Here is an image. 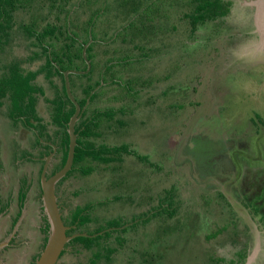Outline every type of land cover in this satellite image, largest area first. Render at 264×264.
I'll return each instance as SVG.
<instances>
[{
	"label": "rangeland",
	"instance_id": "1",
	"mask_svg": "<svg viewBox=\"0 0 264 264\" xmlns=\"http://www.w3.org/2000/svg\"><path fill=\"white\" fill-rule=\"evenodd\" d=\"M230 1L224 22L194 36L182 19L188 0H77L76 16L69 17L71 31L89 26L91 41L108 42L94 46L101 63L108 51H113L108 62L125 63L113 69L117 86L98 93L94 108L117 113L112 128L104 124L94 142L126 145L135 155L109 165L84 163L93 171L75 172L57 199L66 224L71 209L92 206L89 222L79 227L83 235L105 231L113 221L126 223L123 234L109 239L118 248L111 264H212L213 257L230 258L244 226L250 237L244 264H264V213L255 215L254 199L264 187V29L257 25L254 4L260 0ZM28 11L18 12L17 21L36 27L35 13L26 21ZM36 143L27 139L33 148ZM34 151H20L19 157L34 160L39 155ZM27 183H20L26 191ZM170 189L173 217L162 216L164 210L145 223ZM73 192H79L76 198ZM32 195L36 200L24 212L16 251L2 264H32L41 252L40 199ZM71 247L66 243L57 264H90L91 252Z\"/></svg>",
	"mask_w": 264,
	"mask_h": 264
},
{
	"label": "trees",
	"instance_id": "2",
	"mask_svg": "<svg viewBox=\"0 0 264 264\" xmlns=\"http://www.w3.org/2000/svg\"><path fill=\"white\" fill-rule=\"evenodd\" d=\"M76 2L77 0H0V112L3 113L4 111L3 114L14 126L21 123L30 125L37 133L35 145L41 147L37 156V161L40 162L39 187L40 174L44 165L43 159L53 152L54 147L56 151L51 158L46 178L48 179L60 171L66 163L70 143L68 123L75 113V106L66 93L64 72L70 70L79 72V74H69L68 81L73 98L84 110L75 124L77 139L73 165L66 176L56 184L55 193L57 196L61 192L64 181L75 172H80L85 176L93 171L91 167L84 168V163L94 162L109 165L114 162H122L124 155H135V152L126 145L111 147L104 144L97 145L94 142L95 139L101 137L104 124H108L105 128H112L109 123L112 124V117L117 111L112 109L99 110L98 107H92L99 99L100 91L107 89L111 84L117 86L113 81L115 75L113 69L116 66L124 68L125 63L106 61L102 67L104 69L99 68L94 63V46L103 45V43L99 40L91 41L87 30L89 26L86 28L72 26V31L76 34L72 33L69 17L70 15L72 17V14L76 16V11H74L77 6ZM184 5L189 7V10L183 14L182 19L187 21L190 36H194L208 24L224 22L231 14L233 2L230 0H188ZM27 10H29L27 12L29 14L26 21L31 13H35L34 16L36 17L33 19L36 27L33 24L26 25L24 21H17V13ZM89 21L91 23L92 18ZM44 23L45 25H43ZM101 30L103 29L101 28ZM101 38V36L96 35V39ZM18 40L27 42L25 48L30 53L27 58L14 55V47L17 46L15 41ZM84 48L85 54L83 56ZM86 60L90 63L89 71H87ZM33 62H40L35 71H29L22 67L26 63L32 64ZM99 65L102 66L101 63ZM41 75L48 84L51 95H47L44 86L38 82L37 79ZM118 87L121 89L123 86L119 85ZM99 92L100 94H98ZM40 100H43L47 105L50 118L48 123L52 127L51 130L48 129V124L38 114ZM41 141H46V145ZM136 156L141 160L145 158L137 154ZM22 188L18 196L21 208L27 195L26 189ZM78 194L79 192H75L73 196H78ZM40 197L41 191L39 189L38 198ZM164 199L165 202L168 199L171 203L166 205L163 202L159 205L157 212H153L149 217L144 216L146 218L145 223H148L152 217H158L164 210L166 212L162 216L169 219L173 217L175 214L172 206L173 189L165 192ZM65 205L68 204L65 203ZM91 210V205L85 208L76 206L71 209L67 218L68 225L75 227L67 231V236L76 233L84 234L79 227L89 222ZM42 219V231L45 235L44 248L50 234V224L46 215ZM62 221L65 224L63 217ZM118 221L108 223L105 231L100 228L86 234L87 236H77L71 239L68 245L74 246L75 253L78 252V248L91 252L90 264L101 262L111 264V259L118 248L109 246V239L116 233L123 234L125 229L120 228L126 224L123 221ZM76 223L78 226L75 225ZM132 225L135 223L133 222ZM247 231V226H244L240 235L242 240L233 239L232 247H235L230 252V258L227 256L213 257L211 259L212 264H244L248 257V241L250 240L246 234ZM100 232L103 233L99 235ZM216 235L214 233L210 237ZM115 239L119 247H122L123 240L120 235H117Z\"/></svg>",
	"mask_w": 264,
	"mask_h": 264
},
{
	"label": "crops",
	"instance_id": "3",
	"mask_svg": "<svg viewBox=\"0 0 264 264\" xmlns=\"http://www.w3.org/2000/svg\"><path fill=\"white\" fill-rule=\"evenodd\" d=\"M258 2L254 4L258 8L257 25L259 27L258 19H259L260 7L258 5ZM259 29L262 31L261 27H259ZM109 41L110 43H112L111 40ZM15 43H17V46L14 47V55H17L18 57H21V58H24V57L27 58L30 55V53L25 48L27 45V42L18 40V41H15ZM99 46H108V42L106 43L104 42L103 45H99ZM112 52L113 51H108V57L107 59H105V61H108L109 56H111ZM93 53H94V63H96L99 66V68H102L104 63L100 62L102 59L99 56L98 49L97 50L93 49ZM99 63H101L102 66H100ZM39 65H40V62H33L32 64L26 63L22 67L24 69H28L29 71H35L39 67ZM37 80L40 84L44 86L45 93L47 94L48 90L46 89V86H48V84L44 81L43 76L42 75L39 76ZM96 101L97 102L94 103V105L98 104L100 100L98 99ZM92 108H94V106ZM3 113L0 112V119L1 121L4 122L3 123L4 126L0 125V211H1L0 225H3V226L12 225L13 222H11V219L13 218L14 220H16L17 217L20 216L17 223H15L16 225L15 231L18 226L17 228V233H18L17 237H18L20 235V232H19L20 227L24 228V224H25L24 223L25 220L23 218L24 212H26L25 210L28 207L32 206V204H30L32 203L31 200L33 201L36 200L35 196H33L32 194L36 192V196L37 195L39 196L38 171L40 169L39 161L35 162L38 159L37 157L38 155L34 156V160L33 159L29 160L28 156L26 159L24 158L21 159L19 157V152L20 151L33 152L35 150L34 152H37L39 154L41 147L38 146L39 148H35L36 147L35 145V147L33 148L32 146H30V144H27L28 138L32 139V141H35V139H37L36 137L37 133L30 125H24L21 123V124H18L17 126H14L13 123ZM38 114L41 118L44 119L45 123L48 124V129L51 130L52 127L48 123L50 121L49 120L50 118L47 112V105L43 100H40V104L38 107ZM15 141L17 143H15ZM41 142L46 145V141H41ZM31 157H33V155ZM32 167L34 168L38 167L37 172H35V170H33ZM24 168H28L31 170H25ZM35 175H37V178L34 180ZM27 179L29 181V183H27V187H28L27 195H26V199L24 200L22 204V208H21L19 205V199H18V194L22 187L20 186V183L23 180L26 181ZM73 193L71 194L73 195ZM76 197L77 196H75V198ZM37 200H39V198ZM37 205H38V209L41 210L42 208L41 201H40V204L39 202H37ZM0 235L4 236V234H1V231H0ZM13 252L14 251L11 252L12 255H13Z\"/></svg>",
	"mask_w": 264,
	"mask_h": 264
},
{
	"label": "water",
	"instance_id": "4",
	"mask_svg": "<svg viewBox=\"0 0 264 264\" xmlns=\"http://www.w3.org/2000/svg\"><path fill=\"white\" fill-rule=\"evenodd\" d=\"M86 48V47H85ZM85 48L83 50V56L85 54ZM87 71L90 69V63L86 60ZM71 73L79 74V72L75 71H66L64 72V80H65V88L66 93L70 101L75 106V113L71 117L68 123V134H69V149L67 160L63 168L55 173L50 178H46V171L49 165V162L54 155L56 149L53 148V152L45 158L44 166L41 172V190H42V203L44 212L47 216L48 222L50 224V234L48 241L45 245L43 252L40 254V257L35 262V264H56L61 256V253L65 249L66 243H68L71 239L77 236H87L83 234H77L73 236H67L68 228L64 225L62 221V215L60 213V207L57 202L58 197L55 194L56 184L66 176V174L71 170L74 160L75 147H76V139L77 135L75 134V124L79 120L81 113L84 108L81 109L77 101L73 98L68 81V75Z\"/></svg>",
	"mask_w": 264,
	"mask_h": 264
},
{
	"label": "flooded vegetation",
	"instance_id": "5",
	"mask_svg": "<svg viewBox=\"0 0 264 264\" xmlns=\"http://www.w3.org/2000/svg\"><path fill=\"white\" fill-rule=\"evenodd\" d=\"M216 159V158H215ZM44 160H45V158H44ZM51 161V160H50ZM213 161H215V160H213ZM213 161H209V162H213ZM226 163H227V161H226ZM227 165V164H226ZM44 166V165H43ZM49 166H50V163H49V165H48V167H47V171H48V169H49ZM43 169V168H42ZM47 171H46V173H47ZM42 172V171H41ZM40 178H41V174H40ZM38 187H39V184H38ZM40 191H41V196H42V190H41V183H40ZM261 193L259 194V195H256L255 197H254V199H257L258 200V206H257V208H256V212H255V215H258V213H259V211L261 210V211H263V213H264V187L262 188V190L260 191ZM56 194V193H55ZM236 195V194H235ZM18 196H19V194H18ZM57 196V195H56ZM58 197V196H57ZM239 197L240 198H243L242 196H240L239 195ZM258 197V198H257ZM40 199V201H41V197L39 198ZM253 201V200H252ZM251 203V202H250ZM59 204V203H58ZM243 205H244V207H246V204H244L243 203ZM41 206H42V208H43V203H42V201H41ZM59 206H61V205H59ZM42 208H41V210H40V215H41V225H40V229H41V232L43 233V231H42V228H43V219H42V217L44 216V214H45V212H44V208H43V212H42ZM62 210V209H61ZM65 211H67V209L65 208ZM21 212V211H20ZM21 214V213H20ZM254 214V213H253ZM46 215V214H45ZM19 217L20 216H18L17 217V219L16 220H13L12 222H13V224L12 225H5V226H3V225H0V231H1V234H4V236H2V235H0V264H2V263H4L5 261H6V259L8 260V259H10L11 258V256H12V254H11V252L12 251H16L15 250V247L18 245V241H19V239L17 238V235H18V233H17V228H18V226H17V228H16V231H15V227H16V225H15V223H17V221H18V219H19ZM62 217H63V215H62ZM63 218H65V217H63ZM1 219V218H0ZM47 221H48V219H47ZM0 222H1V220H0ZM245 222V221H244ZM246 224V223H245ZM67 228H68V230L67 231H69L71 228H74L75 226H71V225H68V224H64ZM248 225V224H247ZM4 229V230H3ZM78 233H76V234H73V235H77ZM44 235V234H43ZM73 235H69V236H73ZM49 238V237H48ZM44 239H45V235H44V237H43V242H42V246H41V252H40V254L43 252V250H44V248H43V245H44ZM48 241V240H47ZM68 246H66V248H67ZM43 248V249H42ZM66 248L64 249V250H66ZM71 251H73V250H71ZM14 252H13V254H14ZM63 253V254H62ZM61 253V256L59 257V260L61 259V257L64 255V251ZM40 254H38L36 257H35V260L32 262V264H35V262L38 260V258L40 257ZM58 260V261H59ZM58 263V262H57ZM56 263V264H57Z\"/></svg>",
	"mask_w": 264,
	"mask_h": 264
},
{
	"label": "bare ground",
	"instance_id": "6",
	"mask_svg": "<svg viewBox=\"0 0 264 264\" xmlns=\"http://www.w3.org/2000/svg\"><path fill=\"white\" fill-rule=\"evenodd\" d=\"M258 5H259V7H260V12H259V19H258V24H259V27H261L262 28V30L264 29L263 27H264V25L262 24V21H263V19H264V0H260L259 2H258Z\"/></svg>",
	"mask_w": 264,
	"mask_h": 264
}]
</instances>
